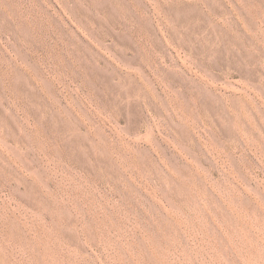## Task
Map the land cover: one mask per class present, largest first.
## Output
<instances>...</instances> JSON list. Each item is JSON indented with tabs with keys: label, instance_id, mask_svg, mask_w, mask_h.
I'll list each match as a JSON object with an SVG mask.
<instances>
[{
	"label": "rangeland",
	"instance_id": "1",
	"mask_svg": "<svg viewBox=\"0 0 264 264\" xmlns=\"http://www.w3.org/2000/svg\"><path fill=\"white\" fill-rule=\"evenodd\" d=\"M0 264H264V0H0Z\"/></svg>",
	"mask_w": 264,
	"mask_h": 264
}]
</instances>
